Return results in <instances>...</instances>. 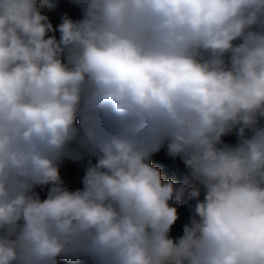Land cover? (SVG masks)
Returning a JSON list of instances; mask_svg holds the SVG:
<instances>
[{
    "label": "clouds",
    "instance_id": "9594fccd",
    "mask_svg": "<svg viewBox=\"0 0 264 264\" xmlns=\"http://www.w3.org/2000/svg\"><path fill=\"white\" fill-rule=\"evenodd\" d=\"M71 3L0 0V264H264V0Z\"/></svg>",
    "mask_w": 264,
    "mask_h": 264
},
{
    "label": "trees",
    "instance_id": "16d2710c",
    "mask_svg": "<svg viewBox=\"0 0 264 264\" xmlns=\"http://www.w3.org/2000/svg\"><path fill=\"white\" fill-rule=\"evenodd\" d=\"M57 3L53 7L51 13L48 15L49 20L52 23L53 27L55 28L59 24L63 22V17L68 16L73 20L80 18V11L78 7L71 3V0H56ZM52 35L53 33H49ZM57 38L59 37V33H54ZM226 143L234 144L236 143L235 135H229L223 138ZM151 163L154 167H158L161 170L162 179L168 180L172 179L177 183H185L189 187L198 186L191 180L186 179L184 174V166L182 162L177 160L173 163L163 151L160 153L155 154L152 159ZM84 162H72V161H65L62 163L60 167V176L63 180V187L68 190H75L81 186L80 181L84 175ZM77 184V185H75ZM48 187H51L49 185ZM41 198H46L47 188L44 190H39ZM204 191L201 188V195L199 199H203ZM170 205L179 208V209H186L194 212L195 205L197 203L196 199H188L184 204H177L175 200L169 202ZM60 264H68V262L61 260Z\"/></svg>",
    "mask_w": 264,
    "mask_h": 264
},
{
    "label": "rangeland",
    "instance_id": "374dc122",
    "mask_svg": "<svg viewBox=\"0 0 264 264\" xmlns=\"http://www.w3.org/2000/svg\"><path fill=\"white\" fill-rule=\"evenodd\" d=\"M56 3H57L56 0H52V2H50V0H40V4H39L40 11L44 15L48 16L51 13L53 7L56 5ZM177 211L179 214V219L176 221V223L172 227V230L170 233L172 237H178L182 234L184 224L189 221V217L194 213L190 210H186V209L181 210L179 208H177Z\"/></svg>",
    "mask_w": 264,
    "mask_h": 264
}]
</instances>
